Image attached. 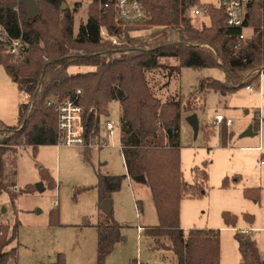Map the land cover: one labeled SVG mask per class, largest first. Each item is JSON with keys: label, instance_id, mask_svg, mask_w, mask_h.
<instances>
[{"label": "trees", "instance_id": "16d2710c", "mask_svg": "<svg viewBox=\"0 0 264 264\" xmlns=\"http://www.w3.org/2000/svg\"><path fill=\"white\" fill-rule=\"evenodd\" d=\"M35 1L40 12L32 16L22 0H0V23L14 36L23 33L27 42L25 60L15 63L0 54V63L18 82L19 89L29 96L15 127L0 121V193L6 191L12 200L16 198L12 189L16 186L17 146H30L35 153L40 146L58 144L57 101L82 91L80 103L84 107L86 140L82 151L87 160L92 154L90 144L100 135L101 117L109 115L112 101H118L122 109L120 142L127 174L98 172L95 188L100 201L111 200L129 175L132 180L146 184L153 197L159 222L145 227V233L158 242L162 237L169 238L168 247L174 252L177 264H222L220 230L192 228L185 231L181 226L182 200L205 195L203 184L208 180V173L202 167L193 168L196 183H188L184 178L183 114L202 109L210 92L227 96L242 87L259 85L260 70L264 69V0H250L245 27L253 28V34L244 41L240 40L243 28L227 25L225 10L219 3L143 0L150 19L124 24L117 20L114 7L105 11L99 0H92L86 21L75 33L74 14L80 6L78 2L73 13L68 7L63 8L66 0ZM205 5L209 6L211 25L196 27L193 9ZM146 24L149 28L158 27L149 36L151 42L131 36V31L145 29ZM103 29L109 37L104 36ZM171 59L177 64L171 66L168 63ZM72 66L94 69L70 72ZM184 67H221L226 77L225 80L202 78L197 86L201 96L193 95L186 103L179 93L163 100L153 84L152 72L169 69L167 75L172 76L180 74ZM257 123L258 120L255 126ZM205 130L208 138L214 134L211 125L207 124ZM160 131L166 134L165 143L157 141ZM228 136L227 130H222L223 144ZM255 195L258 191L245 190V196ZM243 216L253 224V215L244 213ZM223 218L227 226L233 227L239 219L229 211L223 212ZM51 223L59 224L58 209L51 212ZM1 225L0 264H8L10 260L18 264V245L12 246V243L18 237L19 224ZM96 227L98 257L102 264L121 239L122 226L114 218L106 217ZM235 238L240 264H264L254 236L241 232ZM52 264H66L64 255L59 254Z\"/></svg>", "mask_w": 264, "mask_h": 264}, {"label": "rangeland", "instance_id": "374dc122", "mask_svg": "<svg viewBox=\"0 0 264 264\" xmlns=\"http://www.w3.org/2000/svg\"><path fill=\"white\" fill-rule=\"evenodd\" d=\"M91 1L66 0L67 7L73 13L75 4L78 2L80 5L74 14L75 33L80 24L86 21ZM200 1L219 3V0ZM193 24L196 27L210 26L209 13L193 16ZM157 28H149L146 24L145 29L139 28L130 33L132 37L151 42L149 36ZM103 34L109 37L106 31ZM245 34L251 36L253 28L246 29ZM168 63L171 66L177 64L173 59ZM92 69L94 67L72 66L70 72ZM168 71L152 72L157 94L166 100L171 94L179 93L183 103L193 95L201 96L197 86L202 78L211 76L225 80L226 77L221 67H184L180 74L172 76L167 75ZM206 98L203 108L196 112L199 119L197 134L187 121L188 112L183 114L181 157L184 178L188 183H196L193 168L202 167L208 173V180L203 184L205 195L185 197V203L182 200V219L183 223L192 224V228L220 230L221 263L240 264L241 255L235 235L241 233L244 227H261L252 233L256 239L260 238L264 248V96L253 86L252 90L242 87L227 96L210 92ZM28 100L29 96L19 89L18 82L0 63V121L15 127L22 105ZM219 113L231 119L233 126L228 127L224 122L216 128L213 121ZM121 115L120 103L112 101L109 115L102 116L100 120L102 129L107 119L113 121L115 135L108 147H90L92 154L89 160L84 158L80 146L43 145L35 153L30 146L15 148L17 177L12 192L16 198L12 200L11 195L5 193L1 200L7 207V213L2 218L4 223L11 227L19 224L18 237L12 243V246L18 245V264H52L58 260L59 254L64 255L66 264H101L96 224L106 217L114 218L121 224V239L102 264H135L136 260L139 264H177L174 252L168 247L171 244L169 238L162 237L158 242L146 233L139 238L138 224L150 226L159 222L151 191L146 184L132 182L127 176L121 189L112 195L107 209L103 207L95 188L98 172L127 174L120 150ZM257 120L258 125L255 126ZM207 124L211 125L214 133L209 138L205 134ZM251 125L254 134L243 135ZM224 129L229 133L226 144L220 138V132ZM259 147L261 150H258ZM38 184L44 186L43 191L37 189ZM32 187L30 191H23ZM249 188L258 191V195L245 196V190ZM136 200L141 201L142 209L136 205ZM55 202L59 204L56 208ZM56 209L59 211V224L51 223V212ZM224 211L238 216L237 229L225 224ZM244 213L254 216L253 224L245 220ZM8 264L16 263L10 260Z\"/></svg>", "mask_w": 264, "mask_h": 264}, {"label": "built area", "instance_id": "2783aa9c", "mask_svg": "<svg viewBox=\"0 0 264 264\" xmlns=\"http://www.w3.org/2000/svg\"><path fill=\"white\" fill-rule=\"evenodd\" d=\"M103 10H108L112 7L116 9V18L118 21L124 24H136L140 23L149 17V11L143 0H99ZM219 5L225 10L226 23L231 27H242L243 32L240 35V40L247 39L245 34V21L249 10L250 0H219ZM16 9L19 10L18 7ZM209 13V6L196 7L193 9V15H202ZM239 46V45H238ZM27 42L23 38V33L19 36H14L7 29L6 26L0 23V54L8 56L15 63L22 62L26 58ZM264 69L260 70L263 73ZM252 88V86H248ZM81 90H78L73 97L65 98L64 100L57 101L55 103V111L57 113V128L59 133V146H86L85 140V125L83 120L84 107L80 103ZM214 125L216 128L221 123H224L231 127L233 121L227 119L222 114H218L215 117ZM106 136L97 137L90 147L102 149L108 147L110 139L113 138L116 131V126L111 120H107L105 123ZM121 151L123 146H120ZM263 163V162H262ZM15 189V188H14ZM8 193L3 191L0 193V234H3L2 223L3 216L7 213V207L2 202V195ZM58 205V202H55ZM4 207L6 211L3 212ZM141 231L142 227H138ZM242 232L248 233L246 230ZM264 259V253L262 254Z\"/></svg>", "mask_w": 264, "mask_h": 264}, {"label": "crops", "instance_id": "0c3cea01", "mask_svg": "<svg viewBox=\"0 0 264 264\" xmlns=\"http://www.w3.org/2000/svg\"><path fill=\"white\" fill-rule=\"evenodd\" d=\"M246 29H250V28H246ZM246 29H245V31H246ZM263 74H264V72L263 73H261L260 74V78H259V85L258 86H256V88L258 89V91H259V94L262 96H264V78H263V80H262V77H263ZM211 77V76H210ZM248 90H252L253 89V86H252V88H248V86L246 87ZM207 99V98H206ZM220 114V113H219ZM218 115V114H217ZM216 117V116H215ZM225 117V116H224ZM226 118V117H225ZM228 119V118H227ZM107 120H110V119H107ZM106 120V121H107ZM184 120H185V117H184V115H183V122H184ZM215 121V120H214ZM213 121V122H214ZM106 123V122H105ZM105 123H104V126H103V129H102V124H101V129H100V135L98 136V137H105L106 135H105V133H106V130H105ZM6 124V123H5ZM233 124H234V122H233ZM233 124H232V126H233ZM7 125V124H6ZM215 126V125H214ZM231 126V127H232ZM119 132H120V128H119ZM221 133V132H220ZM161 134V135H160ZM159 134V136H161V137H159L160 138V140H159V142H161V143H165L166 142V134H165V132L164 131H161V133ZM221 138V137H220ZM121 144V143H120ZM56 146H59L58 144L56 145ZM82 148V147H81ZM103 149V148H102ZM121 150V149H120ZM258 150H261V148L259 147L258 148ZM121 153H122V156H123V159H124V155H123V150L121 151ZM124 165H125V160H124ZM127 169V168H126ZM128 176V178H129V180L130 181H134V180H132L131 178H130V176L129 175H127ZM237 179V178H236ZM184 202L183 203H185V202H187L186 201V199L185 200H183ZM136 205L140 208V209H142V207H141V205H142V203H141V201H138V200H136ZM58 206H59V204H58ZM58 206H55V207H58ZM189 205H187V207H188ZM137 207V208H138ZM156 210V209H155ZM157 213V212H156ZM183 216H184V209H182V206H181V222H182V227H183V229L185 230V231H188L190 228H192L193 226H192V224H185V223H183ZM158 217V216H157ZM138 227H142V230L141 231H139L138 230ZM145 227H147V226H145V225H141V224H138V226H137V232H138V235H139V238H141L142 237V235H143V233H145ZM256 228H261V227H258L257 225H252V226H248V227H244L243 228V230H246L248 233H250L252 236H254L255 237V235H254V233H252ZM262 228H264V227H262ZM234 229H237L236 227L234 228ZM242 230V231H243ZM256 238V237H255ZM257 240V244H258V248H259V251H260V253L261 254H263L264 253V248H262V246H261V240H260V238H257L256 239ZM54 263V262H53ZM135 264H139V261L138 260H136V262H135ZM226 264V263H225Z\"/></svg>", "mask_w": 264, "mask_h": 264}, {"label": "water", "instance_id": "95a60500", "mask_svg": "<svg viewBox=\"0 0 264 264\" xmlns=\"http://www.w3.org/2000/svg\"><path fill=\"white\" fill-rule=\"evenodd\" d=\"M22 3L27 7L30 15L34 16L36 14H38L40 12V8L37 5L35 0H22ZM67 4L64 3L63 4V8H66ZM187 121L191 124V126L193 127L195 133L197 134L199 131V119L196 113H192L187 117ZM252 125L249 127V129L247 131H245V133L243 135H252L253 133V129H252ZM37 189L39 191H43L44 190V186L42 184H38L37 185ZM109 204H110V199H105L103 201V207H105L106 209L109 208ZM6 211V208L4 207L3 212Z\"/></svg>", "mask_w": 264, "mask_h": 264}]
</instances>
